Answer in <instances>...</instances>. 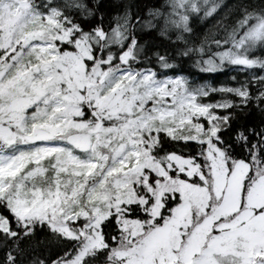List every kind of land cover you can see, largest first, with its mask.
<instances>
[{"label":"snow or ice","instance_id":"obj_1","mask_svg":"<svg viewBox=\"0 0 264 264\" xmlns=\"http://www.w3.org/2000/svg\"><path fill=\"white\" fill-rule=\"evenodd\" d=\"M0 264H264V0H0Z\"/></svg>","mask_w":264,"mask_h":264},{"label":"trees","instance_id":"obj_2","mask_svg":"<svg viewBox=\"0 0 264 264\" xmlns=\"http://www.w3.org/2000/svg\"><path fill=\"white\" fill-rule=\"evenodd\" d=\"M213 25L212 23H208L207 27L205 28V31H208L209 29H212ZM192 75L195 76V78L197 80H199L200 82H203L205 80L212 82V83H223L226 82L228 79V74H215L214 76L211 74H205V73H200L197 72L195 69H193L192 71Z\"/></svg>","mask_w":264,"mask_h":264}]
</instances>
